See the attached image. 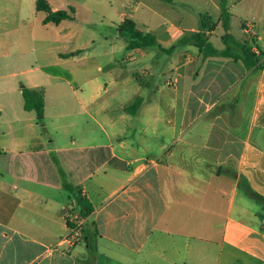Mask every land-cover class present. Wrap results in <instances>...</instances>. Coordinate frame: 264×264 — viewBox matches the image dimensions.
Returning a JSON list of instances; mask_svg holds the SVG:
<instances>
[{"label":"crops","instance_id":"crops-1","mask_svg":"<svg viewBox=\"0 0 264 264\" xmlns=\"http://www.w3.org/2000/svg\"><path fill=\"white\" fill-rule=\"evenodd\" d=\"M218 9V20L207 12L216 22L214 31H205L213 46L222 26ZM230 14L229 33L234 36L232 19H241L234 37L248 38L260 68L233 58L201 59L194 40L175 48L200 27L138 28L168 55L164 70L174 75L175 92L156 93L148 102L135 93L78 94L100 137L60 142L28 134L32 116L25 131L20 118L0 108L10 124V138L0 139V264H264V205L242 186L245 181L264 197V13ZM202 78V93H193ZM44 98V120L36 123L43 129ZM133 99H141L134 114ZM13 122L20 129L15 135ZM53 157L74 192L63 186ZM78 191L94 207L85 220ZM78 222L81 237L69 242Z\"/></svg>","mask_w":264,"mask_h":264},{"label":"rangeland","instance_id":"rangeland-1","mask_svg":"<svg viewBox=\"0 0 264 264\" xmlns=\"http://www.w3.org/2000/svg\"><path fill=\"white\" fill-rule=\"evenodd\" d=\"M45 1L51 10L73 9L74 18L44 24L46 12L37 10V0H0V108L6 110L8 118H20L19 126L25 131L32 116L34 127L27 129L28 134H46L60 142L100 137L94 133L99 130L98 123L84 114L79 104L80 93H135L134 99L142 96L148 102L156 93L175 92L172 86L176 83L171 80L174 75L164 70L168 55L158 45L130 53L126 49L128 37L121 34L125 21L131 22V27L152 32H162L171 25L199 28L200 15L209 12L218 20V7L223 4V0ZM237 4L225 0L229 13L239 9L264 13V0H241ZM240 24L241 19H232L234 36L238 35ZM224 34L220 25L212 37L215 48L221 51ZM246 39L243 43H247ZM130 54L135 60H130ZM199 56L205 59L200 51ZM195 84L193 93H202L205 78ZM23 88L42 89L46 94L45 129L36 124L35 112L24 110ZM194 99L197 101L198 97ZM63 101L69 109H64ZM178 106L182 109L181 99ZM200 106L205 109V103ZM9 125L0 118V139L10 138ZM11 125L14 135L20 131L16 122ZM139 132L141 129L137 128L134 138Z\"/></svg>","mask_w":264,"mask_h":264},{"label":"trees","instance_id":"trees-1","mask_svg":"<svg viewBox=\"0 0 264 264\" xmlns=\"http://www.w3.org/2000/svg\"><path fill=\"white\" fill-rule=\"evenodd\" d=\"M36 8L38 11H45L47 16L43 20L44 24L53 23L59 24L64 20L73 19L74 10L71 9L70 12L65 10L51 11L48 2L45 0H37ZM222 27L225 30V34L222 36V42L225 45V49L219 51L211 43L207 42L205 38V31L212 32L216 29V22L209 13H203L200 15V30L192 35H186L180 39L176 44V47L190 45L191 41L195 40L194 44L199 51L203 54L205 58L207 57H224V58H233L235 60H241L247 68H260L258 63V58L252 52L248 43H242L235 39L233 35L229 33V22L231 14L228 12L225 6V0L222 4ZM131 22L125 21L124 25L121 27V34H125L128 37V43L126 49L128 51L137 49V48H149L156 45V38L150 33H144L134 27H131ZM22 96L24 99V108L26 111H34L37 115V121L40 123L44 120L45 115V98L44 91L42 89H32V88H23ZM141 103V99H137L131 108V113H136ZM55 164L58 167L60 176L63 181V186L72 192L75 188L68 183L66 179V174L63 168L60 165L59 160L56 157H53ZM242 186L244 187L246 193L251 198L255 199L260 204L264 205V197L258 195L250 189L248 184L245 181H242ZM76 200L79 208V217L83 220L88 218V216L93 212L94 207L89 201L87 196H84L80 191L76 193ZM74 225L71 227L73 228ZM82 229L84 230V225L82 224ZM94 257L92 256V262ZM94 264V263H93Z\"/></svg>","mask_w":264,"mask_h":264},{"label":"built area","instance_id":"built-area-1","mask_svg":"<svg viewBox=\"0 0 264 264\" xmlns=\"http://www.w3.org/2000/svg\"><path fill=\"white\" fill-rule=\"evenodd\" d=\"M247 33H251L250 29H246ZM82 234V223L78 222L77 226L71 230V233L69 234V242H77Z\"/></svg>","mask_w":264,"mask_h":264},{"label":"water","instance_id":"water-1","mask_svg":"<svg viewBox=\"0 0 264 264\" xmlns=\"http://www.w3.org/2000/svg\"><path fill=\"white\" fill-rule=\"evenodd\" d=\"M52 10H50L49 12H51ZM193 42H195L196 43V41H193Z\"/></svg>","mask_w":264,"mask_h":264}]
</instances>
